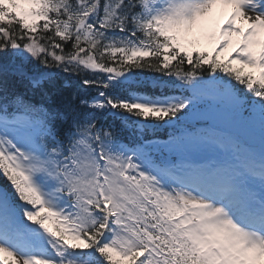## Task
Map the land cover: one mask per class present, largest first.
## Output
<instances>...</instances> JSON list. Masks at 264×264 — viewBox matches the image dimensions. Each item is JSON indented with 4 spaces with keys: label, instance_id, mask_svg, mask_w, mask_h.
I'll return each instance as SVG.
<instances>
[{
    "label": "snow or ice",
    "instance_id": "1",
    "mask_svg": "<svg viewBox=\"0 0 264 264\" xmlns=\"http://www.w3.org/2000/svg\"><path fill=\"white\" fill-rule=\"evenodd\" d=\"M0 176V264H264V0H0Z\"/></svg>",
    "mask_w": 264,
    "mask_h": 264
},
{
    "label": "trees",
    "instance_id": "2",
    "mask_svg": "<svg viewBox=\"0 0 264 264\" xmlns=\"http://www.w3.org/2000/svg\"><path fill=\"white\" fill-rule=\"evenodd\" d=\"M7 186V181L0 176V187H6Z\"/></svg>",
    "mask_w": 264,
    "mask_h": 264
},
{
    "label": "rangeland",
    "instance_id": "3",
    "mask_svg": "<svg viewBox=\"0 0 264 264\" xmlns=\"http://www.w3.org/2000/svg\"><path fill=\"white\" fill-rule=\"evenodd\" d=\"M212 47H213L212 45H206V46L203 47L202 50H204L206 52H210L212 50Z\"/></svg>",
    "mask_w": 264,
    "mask_h": 264
}]
</instances>
